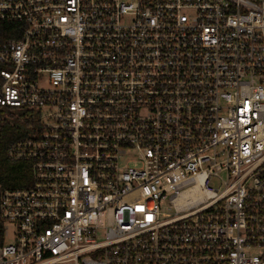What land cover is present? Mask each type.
I'll list each match as a JSON object with an SVG mask.
<instances>
[{"label":"built area","instance_id":"2783aa9c","mask_svg":"<svg viewBox=\"0 0 264 264\" xmlns=\"http://www.w3.org/2000/svg\"><path fill=\"white\" fill-rule=\"evenodd\" d=\"M0 107V264H264V0H0Z\"/></svg>","mask_w":264,"mask_h":264},{"label":"trees","instance_id":"16d2710c","mask_svg":"<svg viewBox=\"0 0 264 264\" xmlns=\"http://www.w3.org/2000/svg\"><path fill=\"white\" fill-rule=\"evenodd\" d=\"M3 113H7V111L0 110V186L2 188L27 187L32 181L31 164L28 162H11L6 155L7 145L22 135L19 129L22 126V119L15 117L11 120L13 124L7 121L2 124L1 114ZM13 116L15 115L13 114ZM1 227L0 220V232Z\"/></svg>","mask_w":264,"mask_h":264},{"label":"rangeland","instance_id":"374dc122","mask_svg":"<svg viewBox=\"0 0 264 264\" xmlns=\"http://www.w3.org/2000/svg\"><path fill=\"white\" fill-rule=\"evenodd\" d=\"M213 184H215L216 188L218 187V182L217 181H213Z\"/></svg>","mask_w":264,"mask_h":264}]
</instances>
